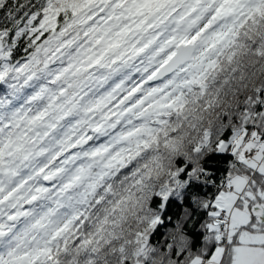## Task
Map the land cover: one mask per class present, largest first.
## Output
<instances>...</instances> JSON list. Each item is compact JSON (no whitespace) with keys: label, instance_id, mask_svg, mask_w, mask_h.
Wrapping results in <instances>:
<instances>
[{"label":"snow or ice","instance_id":"1","mask_svg":"<svg viewBox=\"0 0 264 264\" xmlns=\"http://www.w3.org/2000/svg\"><path fill=\"white\" fill-rule=\"evenodd\" d=\"M0 264H264V0H0Z\"/></svg>","mask_w":264,"mask_h":264},{"label":"trees","instance_id":"2","mask_svg":"<svg viewBox=\"0 0 264 264\" xmlns=\"http://www.w3.org/2000/svg\"><path fill=\"white\" fill-rule=\"evenodd\" d=\"M2 88H3V86H2V85H0V90H2Z\"/></svg>","mask_w":264,"mask_h":264}]
</instances>
